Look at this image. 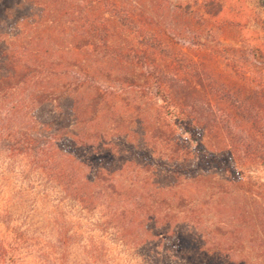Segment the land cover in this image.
Here are the masks:
<instances>
[{
  "label": "trees",
  "instance_id": "obj_1",
  "mask_svg": "<svg viewBox=\"0 0 264 264\" xmlns=\"http://www.w3.org/2000/svg\"><path fill=\"white\" fill-rule=\"evenodd\" d=\"M22 2L28 12L0 27V102L29 86L32 101L54 104L59 112L43 120L52 130L47 137L12 138L7 122L27 106L17 100L2 117L0 104V135L11 141L13 155L27 156L81 207L105 205L102 223L113 227L115 244L103 254L107 264H119L122 246L139 264H156L159 256L147 254V243L168 242L172 222L187 207L172 181L185 180L179 188L188 187L225 171L228 182L243 180L231 150V166H223L219 144L225 138L224 145L234 147L240 126L248 150L251 131H261V96L252 90L261 84L246 76L241 62L203 42L204 15H188V6L167 0ZM87 147L110 155L97 161L84 156ZM177 192L180 203L172 195ZM133 227L146 231L133 237ZM16 259L15 245L0 239V264Z\"/></svg>",
  "mask_w": 264,
  "mask_h": 264
},
{
  "label": "rangeland",
  "instance_id": "obj_2",
  "mask_svg": "<svg viewBox=\"0 0 264 264\" xmlns=\"http://www.w3.org/2000/svg\"><path fill=\"white\" fill-rule=\"evenodd\" d=\"M167 1L188 6V15L203 14V42L218 48L225 59L241 62L246 76L254 84H261L252 87L261 96V131L257 127L251 131L248 150L241 143L245 130L240 126L234 133L238 141L234 147L227 148L225 138L219 144L226 169L231 166L229 151L234 153V167L243 175L241 183H229L226 171L207 174L206 180L191 182L188 187L179 188L185 180L180 184V180L172 181L174 189L184 191L186 211L182 219L172 222L168 230L172 238L164 243L152 239L146 252L157 253L156 264H264V0ZM23 4L21 0H0V27L26 14L29 6ZM228 70H233L230 63ZM32 96L34 91L28 86L0 102L2 117L17 100L27 106L14 110L7 122L12 138L29 134L40 139L52 131H47L43 120L59 110L53 109L54 104L32 101ZM139 152L145 154L144 147ZM108 155L88 147L84 152V156L97 161ZM210 175H214L212 179ZM172 195L180 203V193ZM105 210L104 205L89 211L68 198L27 156L13 155L11 141L0 135V239L15 245L18 264H107L103 254L115 244L109 235L113 227L102 223ZM143 231L146 229L133 227L132 236L139 237ZM189 246L198 252H187ZM120 249L123 255L119 256V264H139L130 249ZM94 250L99 251L98 261Z\"/></svg>",
  "mask_w": 264,
  "mask_h": 264
}]
</instances>
